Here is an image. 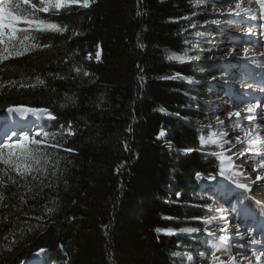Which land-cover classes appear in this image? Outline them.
<instances>
[{"label": "trees", "instance_id": "trees-1", "mask_svg": "<svg viewBox=\"0 0 264 264\" xmlns=\"http://www.w3.org/2000/svg\"><path fill=\"white\" fill-rule=\"evenodd\" d=\"M20 7L31 11L23 4ZM192 11L193 0H97L88 9L75 8L71 15L51 17L74 26L83 35L71 40L67 39L70 33L56 35L54 41L43 39L54 42L55 47L0 64V81L25 77L34 81L40 75L47 84L0 93V115L13 102L48 106L55 109L59 119L46 122V128L72 120L78 129L74 137H64L65 147L76 149V154L59 151L62 175L52 189H45L38 201L29 200L27 206L19 202V195L25 193L23 186L7 190L10 197L17 194L10 200L17 207H0V232H14L17 243L8 253L4 251L6 242H0V264H20L41 247L47 249V260L55 264H62L66 258L71 264H172L173 251L187 252L193 249L190 246L199 245L186 235L158 236L154 231L157 227L193 226L191 217L206 213L195 205L209 204L200 199L194 172L207 175L211 166L200 152L185 155L178 151L198 148L201 133L195 129L206 126L201 68L194 62H168L164 56L165 48L179 53L185 35L193 39L192 29L181 33L186 21L170 22V18ZM97 44L101 45L99 62L95 59ZM137 44L145 45V50ZM88 52L93 56L91 61L84 58ZM66 53L75 54L72 58L93 73L96 82L82 76L75 82L51 79L49 71L70 74L71 65L61 63ZM138 63L145 68L143 87L138 80ZM175 72L191 77L193 82L160 79ZM50 88H56L57 93H51ZM66 93L73 95L75 103L61 109L59 104ZM101 96L102 108H97ZM130 125L131 134L125 131ZM162 129L165 135L156 139ZM125 139L130 152L124 150ZM169 141L173 143L171 149ZM121 164L124 167L117 174ZM28 186L33 192L38 190L35 182ZM176 191L183 194L182 199L169 202L176 201ZM52 197L58 200L51 222L41 226L30 220L35 227L29 232L24 213L43 215L45 206H52ZM73 215L76 219L69 223L67 217ZM166 216L174 219H163ZM186 220L190 223H180ZM103 225H108L107 229Z\"/></svg>", "mask_w": 264, "mask_h": 264}, {"label": "snow or ice", "instance_id": "snow-or-ice-1", "mask_svg": "<svg viewBox=\"0 0 264 264\" xmlns=\"http://www.w3.org/2000/svg\"><path fill=\"white\" fill-rule=\"evenodd\" d=\"M97 0H38L33 3L32 0H0V64L11 58H19L29 55L35 51H43L55 47L54 42H43V39L54 41L56 35L64 36L70 33L67 37L71 40L73 37L83 35L74 26L62 23L60 21H53L51 17H60L63 14H72L75 8L88 9L95 4ZM217 3H227V8H219ZM257 5L253 8L252 4ZM23 4L31 9L26 11L20 5ZM194 7H206V0H193ZM211 13L204 14L199 11H192L189 15L178 16L170 18V22L179 23L186 21L187 27L181 29V33H188V29L203 28L209 24L219 26L221 19L207 18L223 17L232 19L236 23H248L249 26L243 28L242 35L248 37H256L258 40H264V0H214L211 4ZM39 14H43V17ZM139 15V13H138ZM199 15H204L202 23L195 19ZM227 22V20H226ZM251 22H255L254 24ZM17 24H22L25 27L17 28ZM5 29L7 31H5ZM19 33V36L17 35ZM181 33H178L180 35ZM193 39H188L187 35L183 39L184 47L179 53L171 51L168 48L164 49V56L168 62H178L180 64L189 63L200 59V55L192 54L198 51V45L195 38L203 36V32L196 30L191 33ZM141 50H145V45L137 44ZM203 51V49H199ZM209 51H211L209 49ZM248 47L241 50L239 59L247 60L255 58L257 55L264 58V52L256 54L251 53ZM75 54L66 53L61 60L64 65H71L70 74H61L60 72H48V76L53 80L67 81L71 79L73 82L79 77L90 78V83H95L94 74L87 68L77 63L72 56ZM225 57H232L236 55L235 48H229ZM101 57V45H96L95 59L99 62ZM85 59L91 61L93 56L91 52L86 53ZM138 80L141 87L146 82L145 68L141 64H137ZM163 80H181L191 84L192 78L185 76L181 72H175L171 75L161 76ZM215 79V77H213ZM38 86L47 87L46 79L40 75H36L34 81L31 77L24 79L0 81V93L5 90L9 92L15 89L19 92L20 89H36ZM249 86H245L247 90ZM264 92V86L259 88ZM51 93H57L56 88H50ZM104 97H100L101 103L96 105L97 108H102V101ZM75 103L73 95L65 94L63 102L59 104L61 109L71 107ZM9 115L19 114L21 119H26L29 115L37 119L43 118L50 122H57L59 117L54 108L48 106H31L27 103H9L3 109ZM160 112L165 109L161 107ZM222 115H224L222 113ZM187 119V118H186ZM247 121V124L244 121ZM189 126L191 127L190 120ZM234 125V127H230ZM219 126V127H216ZM215 129V130H213ZM201 133L197 140L198 148L183 147L178 149L185 155L193 152H200L203 154L207 165L211 166L212 171L207 175L199 170L194 172L197 181L201 179L215 180L216 176L222 177L235 185L237 189L242 190L241 195H245V199L252 200L251 195L253 185L257 182L264 181V105L248 104L244 108H231L226 111V115L222 119L221 116H216L213 124L202 126L195 129ZM78 129L72 120L65 123L50 124L46 127H38L35 130L20 131L19 133L11 131L5 133V136L0 140V207L8 208L11 206L15 209V204H10L12 197L17 194L12 193V196L6 195L10 186L17 188L24 187L25 193L19 195V202L21 206H27L29 200L38 201L43 195L45 189H52L55 181L62 175L60 171L61 158L58 156L59 151L69 154H76V149L72 147H65L67 140L64 137H74ZM125 131L129 134L133 132V127L130 125ZM206 133V134H204ZM165 133L163 129L157 134L156 139H160ZM64 142L61 143L60 141ZM125 151L130 152L131 148L128 141H122ZM168 147L173 148V143L168 142ZM219 149V150H217ZM252 152L251 156H246V153ZM244 157V159H241ZM239 161V163H238ZM252 161L251 172L244 167ZM124 167L123 164L117 166L116 172L120 173ZM215 173V175H213ZM252 173H257L255 178H252ZM247 180L248 183L241 182ZM23 182V184H22ZM35 182L38 185V190L33 192L32 187L28 186ZM67 184V180L64 181ZM121 189L123 185L120 186ZM30 194V195H29ZM176 201L182 199V193L176 191L174 193ZM204 197H201L203 199ZM212 196H208L207 200H212ZM58 197H52L49 203L52 206H45L43 215L29 216L27 212L24 213L26 219L24 223L28 225L27 230L33 231V225L29 224L30 220H35L38 224L43 226L44 222H51L52 215L57 210ZM77 203L73 200V204ZM258 206H261V215H264V205L260 201H254ZM195 207L206 208L204 215L191 217V221H196L198 225L202 226H184L179 228H161L157 227L154 231L158 234L167 236H195L200 247L195 250V254L185 251H173L171 253L172 264H195V261L207 260V264H264V239L254 234V226L249 225L241 232V224H229L221 215L217 217L213 213H225L226 210L222 207L213 208L207 203L204 205H195ZM5 217L4 220H7ZM69 223L73 222L76 217H67ZM163 219L171 220L173 217H163ZM220 219L223 225L220 227H213V223ZM180 223H190V221H180ZM3 221L0 220V225ZM107 229L108 225H103ZM222 235L217 236V233ZM232 232L234 234L235 243L229 242V237L223 233ZM22 234V233H21ZM11 235V239L9 238ZM261 235L264 236V230ZM203 237L204 239H201ZM0 242H6L4 251L11 253L13 246L16 245L17 239L14 232L5 234L0 232ZM251 245L252 247H248ZM63 250L64 246L60 245ZM178 248H183V245H177ZM47 249L39 248L37 255L46 253ZM210 253V254H209ZM68 257V253H65ZM20 264H24L21 261ZM62 264H71L70 258L63 260Z\"/></svg>", "mask_w": 264, "mask_h": 264}, {"label": "rangeland", "instance_id": "rangeland-1", "mask_svg": "<svg viewBox=\"0 0 264 264\" xmlns=\"http://www.w3.org/2000/svg\"><path fill=\"white\" fill-rule=\"evenodd\" d=\"M32 2L38 4V0H32ZM213 2H214V0H206V3H207L206 7H202L199 9L194 7V9H195V11H199V12H202L204 14L211 13V11H212L211 4ZM216 6L219 8H227L229 5L227 3H217ZM252 7L257 8L258 6L253 3ZM204 18H205L204 15H199L195 19L199 20L202 23ZM207 18H209V19H211V18L221 19V24L219 26L209 24L203 28L192 29V30H193V32L196 30L203 32L202 37L195 38L196 43L198 45V51L195 52V54L200 55V59L197 61H194V63L197 64L199 66V68H201L200 74L203 76L202 82H203V85H205L204 87L206 90V100L204 101L203 104H204L205 111H206L205 112L206 125H209V124H213L215 121V116H213V115H214L215 110L217 108L216 102H219L221 100V98L223 99V97L226 96V95L222 96L223 93H226L225 89L226 90L229 89L230 93H232L231 94L232 98L230 99V101H227L228 100L227 99V100H224L222 103V107L224 109H228L227 106L231 105V101H234V100H237L238 102L240 101L237 99V97H240V96H245V97L251 96L252 97L251 93L259 92L257 90V87L260 86L258 82L264 78V65L263 66H256V67H258V70L256 72H251L249 77L251 78V76H252L254 79H258V81H257L258 85H256L255 83H252L253 82V80H252L251 85H250L251 87L248 85L249 86L248 89L253 90V92L250 91V93H249L247 91L241 90V88L243 86L241 79H238L237 81H235L236 80L235 77H238V76H235V73L238 72L237 69L239 68L240 64L250 67V66L255 65V63H256V65H258V63L256 61L250 60V59H247L245 62L242 59V61L244 63L240 62L241 59H239L238 57L240 56L241 50L247 46H243L242 49L240 48L241 45L235 46L238 42H236L234 39L239 37V36H242V37L246 38L245 41H249V40L252 41V46L248 47V48L251 50V53H256V54H258L257 51H262L260 49H261V44H264V40H258L256 37H248V36L242 35V30H243V28L249 26L248 23H244V24L236 23V22H233L232 19L223 18V17H219V16H216V17L208 16ZM226 20H227V22H226ZM251 23L254 24L255 22H251ZM5 31H7V30L5 29ZM225 33H228V35H230V36L232 35L233 38L229 41H224V40H226V37H227L226 36L227 34H225ZM210 34H212V35H210ZM240 39H242V38H240ZM224 42H225V44H227L226 49H229V48L237 49L238 48L236 51V55L234 56V59L237 61L234 62V64H230L231 62L225 58V55H223V54L221 55L218 52L219 45H221L219 43H224ZM244 43H246V42H244ZM199 49H203V51H199ZM209 49L211 51H209ZM251 53H250V56H251ZM233 73H234V75H233ZM229 75H231V76H229ZM213 77H215V79H213ZM244 81H247V80L244 79ZM231 85H233L232 87L239 85V86H241V88H238V90L236 89V91H232L229 87ZM217 89L220 92L215 93V90H217ZM254 98H255V96H254ZM241 104H242V107L241 106L239 107V104H238L237 108L242 109V108L246 107L248 104H252V103H250V102L247 103L246 101H244V102L241 101ZM262 105H264L263 99H262ZM8 115L9 114L6 113L3 117L0 118V120H3V121H0V124L2 123V125L0 127L8 125V123H6V121L4 120L8 117ZM13 115H15V117H16V119H14L16 122L17 121L22 122V123L31 122V119H32V121H36L35 119H33V117L31 115H29L26 119H21L19 114H13ZM224 115H226V112L224 113ZM224 115H221L222 119L224 118ZM37 122L39 123V125L37 124L35 127L33 126V129L36 127H41V126L45 127V122H47V120L40 118ZM11 129H12V127L6 133L13 131ZM213 130H215V129H213ZM25 131H28V130L26 129ZM4 135L5 134L2 135V131H1L0 138H1V136H3V138H4ZM3 138H1L0 140H2ZM217 150H219V149H217ZM210 181L211 180H207V179L199 180L198 181V193L200 195V199H201V197H204L201 200L210 202L209 205H211L213 208H215L216 202H215L214 191H213L214 187H212V184L210 183ZM263 188H260V189H263ZM208 196H212L213 199L207 200ZM253 198L256 201H258L255 197H253ZM204 209L206 212L207 209L206 208H204ZM213 214L216 215L217 217L219 216L218 213H213ZM191 222L194 223L193 226H202V225H198L196 221H191ZM222 225H223V221L220 219H217L213 223L212 226L213 227H220ZM219 235H222V233L218 232L217 236H219ZM187 237L190 240L197 241L195 236H187ZM201 239H204V238L201 237ZM230 239L232 240V238L231 237L229 238V242H230ZM190 248H193V249H190V251H187V252H190L191 254H195V250L197 248H199L200 251L204 250L199 245L196 247L190 246ZM35 257H36V261L34 260L32 262L33 264L34 263H36V264L37 263L55 264V263H52V262L47 260V252L44 254H41V255L36 254ZM30 260L31 259L24 261V264L31 263ZM195 264H207V260L205 259L204 261H200L199 259H197L195 261Z\"/></svg>", "mask_w": 264, "mask_h": 264}, {"label": "bare ground", "instance_id": "bare-ground-1", "mask_svg": "<svg viewBox=\"0 0 264 264\" xmlns=\"http://www.w3.org/2000/svg\"><path fill=\"white\" fill-rule=\"evenodd\" d=\"M226 36H227L226 40H224V41H229V40H231L233 38L232 35L230 36V35L227 34ZM240 42L242 43L241 46H240L241 49L243 48V46H247V47H251L252 46V41H250V40L246 41V43H244V41H242V40ZM219 44H221V45H219L218 52H219V54H221V55L223 54L224 55V53H226L227 50H228V49H226V45L227 44H225V42L224 43H219ZM237 49H236V51H237ZM260 50H262V51H257L258 54L264 52V44H261V49ZM225 58L231 62L230 64H234V62L237 61V60L234 59V56L225 57ZM250 59L255 60L258 63L259 66H263L264 65V58H262V57L256 56L255 58H250ZM248 73H249V71H248ZM229 76H231V75H229ZM257 81L258 80L253 79V82L252 81H250V82L255 83L256 85H258ZM259 88H260V86L257 87L258 91H259ZM230 89L232 91H236V89L238 90V88H230ZM218 92H220V91H218V89L215 90V93H218ZM259 93H260V91L256 95H252V99L249 102H251L252 104H260V105H262V99L264 100V92H261L262 94H259ZM231 94L232 93H230V91H228V93L225 94L226 96L223 97V99L221 98L220 101L218 100L219 102H216V107L217 108H216L215 113H214L213 116H215V117L216 116H221L222 113L224 114L226 112V110H229V109H231L233 107L237 108L238 104H239V107L240 106L242 107L241 101L238 102L237 100L232 101V107L231 108L224 109L222 107V103H223L224 100L232 98ZM222 96H223V94H222ZM254 96H255V98H254ZM14 119H16V117L13 114L12 115H8V117L6 119H4L6 121V123H8V125L0 127V130L2 131V135L5 134L11 127H12L11 130L17 131V133H18L19 130H23V129L35 130L37 127L33 129V126L35 124H37L38 123L37 121L39 120L36 117H33V119H35L36 121H32V119H31V122L22 123V122H18V121L16 122ZM244 123L247 124V121L245 120ZM217 127H219V126H217ZM230 127H234V125H230ZM250 155H252L251 151L246 153V156H250ZM241 159H244V157H242ZM238 163H239V161H238ZM251 164H252V161H249L248 164H246L244 166L247 169V171H249V172H251V167H250ZM256 174L257 173H252V178L253 179L255 178ZM260 174L264 175V173H260ZM241 182L248 183L247 180H243L242 178H241ZM210 183L212 184V187H214V189H213L214 195L217 198L216 199V205H215L216 207L224 208V207H228L227 204H229V203H231V204H232V202L235 203V204L239 203L238 201L240 200V198H239L240 193H238L236 191L237 190L236 187L233 188L232 186H230L229 181L223 179L222 177L216 176V179L215 180H211ZM252 187H253V191H252L251 194L258 201H260L262 203V205H264V188H263L264 187V181L257 182V184L253 185ZM260 188H263V189H260ZM250 202H252V201L250 200ZM248 206H250V205H248ZM248 206L244 205V203H243V207H242L243 210H247L248 211ZM252 210H253L252 208H249L250 212H254V210L253 211ZM218 214L220 215V213H218ZM226 214L228 215V219L232 216L233 212H232L231 208L229 209L228 212H226ZM231 220L233 221V223L237 222V220H235L234 218L231 219ZM247 223H249L248 220L241 221V232L245 231V228L248 225ZM231 224H232V222H231ZM223 235H226L229 238L231 237L232 240H233L232 243L236 242L234 234L232 232H226V233H223ZM32 257L30 258L31 259L30 260L31 263H28V264H33L32 262L34 260L36 261L35 255L32 256ZM34 264H36V263H34ZM37 264H40V263H37Z\"/></svg>", "mask_w": 264, "mask_h": 264}]
</instances>
